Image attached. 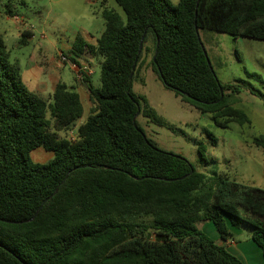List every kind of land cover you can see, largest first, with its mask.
I'll return each mask as SVG.
<instances>
[{"label": "trees", "instance_id": "trees-1", "mask_svg": "<svg viewBox=\"0 0 264 264\" xmlns=\"http://www.w3.org/2000/svg\"><path fill=\"white\" fill-rule=\"evenodd\" d=\"M115 2L124 16L104 8L95 42L77 34L70 47L76 63L84 55L102 57L100 86L86 74L81 79L91 105L73 138L61 132L83 114L79 93L57 82L47 102L29 89L0 33V264H242L197 226L211 221L226 240L227 219L251 227L264 257V188L225 175L208 186L186 158L145 136L139 112L165 121L131 89L150 49L152 69L182 101L212 113L220 126L249 123L231 104L245 85L218 80L195 27L264 40V0ZM0 6V14L14 15V0ZM32 36L23 29L19 43ZM250 92L264 106V92ZM253 142L264 149V134ZM37 147L52 157L33 162ZM197 147L203 158L204 144Z\"/></svg>", "mask_w": 264, "mask_h": 264}, {"label": "rangeland", "instance_id": "rangeland-1", "mask_svg": "<svg viewBox=\"0 0 264 264\" xmlns=\"http://www.w3.org/2000/svg\"><path fill=\"white\" fill-rule=\"evenodd\" d=\"M20 1L14 0L13 16L0 14V33L9 58L18 63L23 82L29 89L34 90L39 83H46L45 91L37 93L47 102L51 101L52 85L57 76L68 86L75 81L82 86L83 114L67 132H61L65 137L75 136L76 127L84 121L91 104L84 82L70 67L72 61L69 58L67 62L62 60L61 55L68 57V49L77 34L91 43L95 42L104 29V8H113L124 16L122 9L115 0ZM170 1L178 3V0ZM22 28H31L33 32L24 45L19 43V29ZM88 33L93 37H88ZM199 36L218 80L245 85L238 94L231 96V104L247 114L249 123L231 121L220 126L215 123L212 113L200 112L182 101L152 69L150 49L143 53V62L137 77L132 80L131 89L145 99L165 123H154L140 112L136 116L137 123L157 147L182 155L202 172L208 186H213L216 176L225 175L245 185L264 188V149L253 142L255 137L264 134V106L260 98L250 92L251 89L264 92V40L234 37L208 29H200ZM147 46L151 47V41ZM78 60L90 66L88 76L92 85L100 86L102 57L84 55ZM207 133L216 138L215 144ZM198 142L205 146L203 158L198 152ZM50 154L43 147H37L31 151L30 158L33 162L43 163L52 157ZM202 224L199 222L197 226Z\"/></svg>", "mask_w": 264, "mask_h": 264}, {"label": "crops", "instance_id": "crops-1", "mask_svg": "<svg viewBox=\"0 0 264 264\" xmlns=\"http://www.w3.org/2000/svg\"><path fill=\"white\" fill-rule=\"evenodd\" d=\"M23 29L30 30L31 28L19 29V35H20V31H22ZM88 35H89L88 37H93L91 36V33H88ZM69 51L70 48L68 49V52ZM54 64H58V63L55 62ZM55 79L56 81L55 82L53 81L51 92L53 91L54 86L57 82H63L60 80L59 76L55 77ZM70 85L74 87V89L79 93L81 99L80 90L82 89V86L76 83V81L74 84H70ZM50 86L51 84H48V87ZM45 87H47L46 83L41 82L38 84V86H36V88H34L33 91H35L36 93L37 92L41 93L45 91ZM48 152L51 153L49 155L51 157L53 153L51 151ZM200 222H202L203 224L199 228H201L209 237L215 240L218 244L224 245L229 252L236 255L241 260L242 264H264V257L262 255L261 248L251 239V228L248 227L249 225L244 223L239 225H233L227 219L226 224L232 236L227 238L226 240H222L215 226L213 225L214 227H212V225L210 224L212 223L211 221H200Z\"/></svg>", "mask_w": 264, "mask_h": 264}, {"label": "built area", "instance_id": "built-area-1", "mask_svg": "<svg viewBox=\"0 0 264 264\" xmlns=\"http://www.w3.org/2000/svg\"><path fill=\"white\" fill-rule=\"evenodd\" d=\"M67 58H68L67 55H64V54L61 55V59L66 60V62L69 60V59L67 60ZM70 67L76 70V74H77L76 76L81 79L84 77L85 74L88 75L91 72L90 66L83 65L80 62L76 63L72 61V63H70ZM73 137L74 136H71L70 138H73Z\"/></svg>", "mask_w": 264, "mask_h": 264}, {"label": "water", "instance_id": "water-1", "mask_svg": "<svg viewBox=\"0 0 264 264\" xmlns=\"http://www.w3.org/2000/svg\"><path fill=\"white\" fill-rule=\"evenodd\" d=\"M195 31H196V36H197V38H198V40H199V43H200V45H201V48H202V51H203V54H204V56H205V59H206V62H207V64H208V66L212 69V66H211V63H210V61H209V58H208V56H207V53H206V50H205V48H204V46H203V43L201 42V39H200V36H199V32H198V29L195 27ZM142 40H143V36H142V38H141V41H140V45H139V51H140V49H141V46H142ZM136 61H137V56L135 57V59H134V62H133V65H132V71H131V73H130V77L132 76V74H133V70L135 69V65H136ZM134 119H135V117H134ZM56 191V190H55ZM54 191V192H55ZM53 192V193H54ZM44 203V201L42 202V204ZM41 204V205H42ZM41 207V206H40ZM39 207V208H40ZM39 210V209H38ZM38 210L34 213V215L31 217V218H29L28 220H31L36 214H37V212H38Z\"/></svg>", "mask_w": 264, "mask_h": 264}]
</instances>
